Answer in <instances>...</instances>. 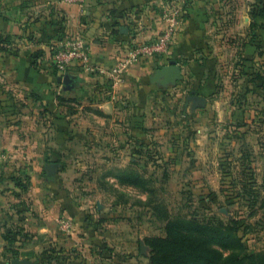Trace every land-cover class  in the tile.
Listing matches in <instances>:
<instances>
[{
  "label": "crops",
  "instance_id": "1",
  "mask_svg": "<svg viewBox=\"0 0 264 264\" xmlns=\"http://www.w3.org/2000/svg\"><path fill=\"white\" fill-rule=\"evenodd\" d=\"M257 4L86 0L79 6L66 0H0V151L12 153V160L0 165V264L63 244L64 217L73 228L80 214L67 184L69 173L81 166L75 154L103 152L104 165L113 156L122 160L131 137L140 138L145 130L144 108L171 114L192 109L222 119L245 107L234 96L255 89L252 70H264V54L259 55L264 31L251 28ZM169 7L178 10L180 23L167 53L133 64L123 81L115 82L111 70L118 58L133 44L156 37ZM70 33L86 38L94 69L71 66L66 74L73 82L64 85L51 64L50 47ZM170 60L181 66L182 77L167 85L152 81ZM52 162L58 167L49 177L45 166Z\"/></svg>",
  "mask_w": 264,
  "mask_h": 264
},
{
  "label": "rangeland",
  "instance_id": "2",
  "mask_svg": "<svg viewBox=\"0 0 264 264\" xmlns=\"http://www.w3.org/2000/svg\"><path fill=\"white\" fill-rule=\"evenodd\" d=\"M255 73L264 70H252V78ZM234 97L245 105L239 108L242 116L144 108L139 117L145 130L140 138L131 137L122 160L113 156L104 165L103 152L75 154L81 166L69 173L67 184L80 214H73V228H61L63 244L27 254L29 264H149L145 239L165 236L164 210L170 217L235 220L246 252L264 250V78L248 95ZM134 121L130 118V128ZM121 169L150 181L157 209L147 203L145 189L105 175Z\"/></svg>",
  "mask_w": 264,
  "mask_h": 264
},
{
  "label": "trees",
  "instance_id": "3",
  "mask_svg": "<svg viewBox=\"0 0 264 264\" xmlns=\"http://www.w3.org/2000/svg\"><path fill=\"white\" fill-rule=\"evenodd\" d=\"M251 14V28L260 34L264 31V0L253 7ZM261 45L264 49V43L259 41V47ZM261 54L264 50L259 51ZM263 78L260 73L254 74L256 80ZM105 175L120 183L145 189L149 193L147 203L154 204V209L158 208L157 200L152 196L155 190L139 172L121 169ZM161 214L167 219L165 236L145 239L151 252L149 264H264V250L246 252L235 220L224 222L217 218L199 219L193 215L170 217L165 210Z\"/></svg>",
  "mask_w": 264,
  "mask_h": 264
},
{
  "label": "built area",
  "instance_id": "4",
  "mask_svg": "<svg viewBox=\"0 0 264 264\" xmlns=\"http://www.w3.org/2000/svg\"><path fill=\"white\" fill-rule=\"evenodd\" d=\"M68 3L82 5L86 0H66ZM164 26L161 32L149 42L133 44L120 56L111 70V76L115 82H122L126 70L142 60L154 58L158 55H165L169 46L176 37L179 28L178 10L168 8L162 12ZM50 61L54 68L62 75L68 72L71 66H78L84 72L93 71L88 43L82 34H66L59 42L51 47ZM12 160V153L0 151V165ZM70 223L64 221L62 228L70 229Z\"/></svg>",
  "mask_w": 264,
  "mask_h": 264
},
{
  "label": "water",
  "instance_id": "5",
  "mask_svg": "<svg viewBox=\"0 0 264 264\" xmlns=\"http://www.w3.org/2000/svg\"><path fill=\"white\" fill-rule=\"evenodd\" d=\"M126 27H121V32H126ZM182 77L181 66L175 62V60H170L168 64L157 69L152 77V81L159 82L163 85L174 83L176 80ZM64 85L71 84L73 82V77L70 74H64L58 77ZM190 99L204 101L203 97L191 95ZM58 167V163L52 162L45 166L47 176H54L55 170ZM11 264H29V260L26 258H14Z\"/></svg>",
  "mask_w": 264,
  "mask_h": 264
}]
</instances>
